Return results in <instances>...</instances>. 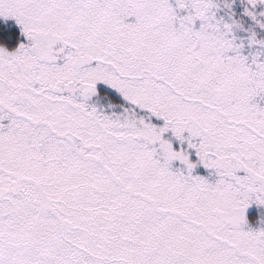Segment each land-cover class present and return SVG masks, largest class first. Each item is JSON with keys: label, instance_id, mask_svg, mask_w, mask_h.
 <instances>
[{"label": "snow or ice", "instance_id": "snow-or-ice-1", "mask_svg": "<svg viewBox=\"0 0 264 264\" xmlns=\"http://www.w3.org/2000/svg\"><path fill=\"white\" fill-rule=\"evenodd\" d=\"M0 21V264H264V0Z\"/></svg>", "mask_w": 264, "mask_h": 264}, {"label": "rangeland", "instance_id": "rangeland-1", "mask_svg": "<svg viewBox=\"0 0 264 264\" xmlns=\"http://www.w3.org/2000/svg\"><path fill=\"white\" fill-rule=\"evenodd\" d=\"M7 23L16 26L13 21H8ZM246 219L248 220L246 227L252 229L264 228V223H262L264 221V208H257L255 205L251 206L246 210Z\"/></svg>", "mask_w": 264, "mask_h": 264}, {"label": "trees", "instance_id": "trees-1", "mask_svg": "<svg viewBox=\"0 0 264 264\" xmlns=\"http://www.w3.org/2000/svg\"><path fill=\"white\" fill-rule=\"evenodd\" d=\"M0 26L5 27L6 30L10 32L13 36H17L19 34V29L14 25H11L9 23L5 24L0 21ZM7 43L10 49L15 46L14 41L9 40Z\"/></svg>", "mask_w": 264, "mask_h": 264}]
</instances>
